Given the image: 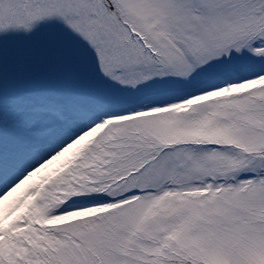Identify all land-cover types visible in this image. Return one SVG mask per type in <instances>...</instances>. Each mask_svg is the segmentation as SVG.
Returning a JSON list of instances; mask_svg holds the SVG:
<instances>
[{"label":"snow or ice","instance_id":"6c2138e0","mask_svg":"<svg viewBox=\"0 0 264 264\" xmlns=\"http://www.w3.org/2000/svg\"><path fill=\"white\" fill-rule=\"evenodd\" d=\"M0 264H264V0H0Z\"/></svg>","mask_w":264,"mask_h":264}]
</instances>
